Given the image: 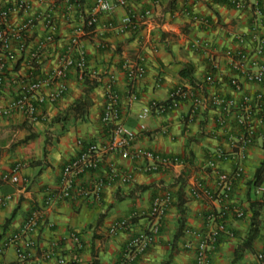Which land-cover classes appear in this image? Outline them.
<instances>
[{
  "label": "crops",
  "instance_id": "1",
  "mask_svg": "<svg viewBox=\"0 0 264 264\" xmlns=\"http://www.w3.org/2000/svg\"><path fill=\"white\" fill-rule=\"evenodd\" d=\"M19 1L0 0V10L16 6ZM29 1L32 4L29 11H13L9 20L17 26L29 16L53 13L58 23L57 35L42 51L37 72L41 78H47L59 66L74 28L92 11L95 0ZM260 1L263 11L260 23L264 27V0ZM146 9H151L153 16L135 33H120L108 27L110 22H121L130 11L139 14ZM253 21L250 9L240 10L204 0H128L127 5H116L111 11L100 14L94 32L80 42L87 60L88 82L71 67L66 92L55 101L39 103L36 118L19 113L0 117V196L9 197L0 205V264L18 262L21 252L26 258L19 264H116L126 255L132 237L149 229L154 221L149 214L153 199L167 191L172 193V205L162 219L159 233L130 264H195V248L187 247L186 241L192 238L197 243V239L180 229L182 217L186 227L203 235L217 229L220 221L225 222L229 232H221L212 248V264H252L264 248V205H255L260 195L253 185L256 170L264 159V127H258L245 150L243 175L237 179L230 199H198L191 194L192 186L198 181L217 191L216 175L208 162L218 150L227 154L219 161L220 168L234 170L232 157L239 153L242 136L237 116L242 113L239 106L243 103L242 93L234 91L227 83L232 74L227 58L222 55L218 69L212 71L209 59L195 52L191 42L208 41L220 53L228 48L251 49L250 43L242 45L230 33L248 34ZM45 33L43 21H38L28 34L30 47L35 48ZM17 46L14 43L15 58L6 65L11 82L6 85L0 106L18 95L30 72L25 64L28 53ZM140 54L146 56V76L130 81L122 70V63ZM262 58L264 61V56ZM183 67H189L192 80L181 74ZM211 72L223 79L208 83L206 77ZM110 73L116 75L121 120L136 133L133 147L178 156L183 162L166 171L148 172L142 169L148 161L139 163L119 153L105 152L99 169L83 171L73 177L72 197L59 198L48 205L46 195L63 186V169L79 155V141L97 142L101 146L109 143V127L102 123L101 117ZM57 84L54 79L42 87L40 94L48 97ZM177 86L196 89L200 95L220 94L234 99L237 105L227 113L210 107L190 115L192 104L185 101L166 114L147 116L145 129H142L138 117L141 109L153 100H168ZM244 88L254 94L264 91V84L245 83ZM220 112L227 116L224 128L216 123ZM254 121L259 126L257 119ZM17 161L27 163L20 173V182H3L1 176ZM111 165L124 171L132 170L134 180L106 183L98 197L94 182L106 177ZM260 185L264 186V182ZM180 203L185 208L183 214L179 210ZM236 206L244 210L243 217L235 216ZM254 208L259 211L258 235L236 259L237 248L247 239ZM36 210L41 212L34 231L16 244L6 245L12 235L21 232ZM133 212L138 216L129 228L116 234L110 232L116 221ZM73 234L80 237V247ZM61 259L65 262H60Z\"/></svg>",
  "mask_w": 264,
  "mask_h": 264
},
{
  "label": "built area",
  "instance_id": "2",
  "mask_svg": "<svg viewBox=\"0 0 264 264\" xmlns=\"http://www.w3.org/2000/svg\"><path fill=\"white\" fill-rule=\"evenodd\" d=\"M40 3H52L54 0H37ZM141 1V0H133ZM216 1L227 4L233 8L244 10L250 9L253 12V24L248 34L233 33L230 34L242 45L250 43L251 49L241 47L239 49L228 48L223 52L215 49L208 41L202 39H195L191 42V48L197 52L204 54L211 63L213 69H218L220 65L221 56L227 58L231 75L227 79V83L234 89V91L242 93V105L239 108L242 113L237 116V125L241 128L242 136L240 138L239 153L233 156L235 167L233 171H226L219 166V161L227 157L226 152L218 150L215 154L209 157V166L212 167L213 173L217 179V191L211 190L205 183L198 181L191 188V194L198 199H211L215 201L227 200L232 197L234 186L244 171L243 160L245 157V150L247 146L252 143L254 136L258 131V127H264V91L250 94L245 91V83H259L264 84V27L260 23L263 16L262 6L260 0H204ZM128 0H95L92 11L84 17L82 24L77 25L72 33L67 49L60 58V64L55 68L51 75L47 78H41L37 74L41 63V53L46 48V45L54 42L58 23L53 13L43 12L34 16H29L20 25L14 26L10 23L9 17L13 11L25 10L29 11L32 4L29 0H20L16 6L6 7L0 10V99L3 98L6 90V85L10 78L6 74V65L10 60L16 56L14 43L22 52H27V59L25 64L30 72L21 87L18 95L11 99L7 104L0 106V117H11L14 114H23L30 118H36L39 112V103L46 100L55 101L60 98L67 90L66 79L71 67L75 68L79 77L82 78L86 72V56L80 49L81 39L92 34L98 22L99 15L111 11L116 5H127ZM187 13L188 10L185 9ZM153 16L151 9H146L142 13H134L130 11L121 22L109 23L108 27L113 28L120 33L130 32L135 33L139 31L142 25ZM196 19V17H194ZM38 21H43L46 27V33L36 47H30L28 42V34L33 30ZM122 70L130 81L142 79L147 73L146 56L140 54L135 58L125 59L122 63ZM57 80L58 84L48 97L40 94L43 86L48 85L53 80ZM223 78L216 77L211 72L206 77L208 83H215L221 81ZM116 75L109 74L108 82L106 84V103L101 117L102 123L109 127L110 139L105 146L99 145L97 142L79 141L80 153L79 155L69 161L63 169V186L55 191H48L45 203L50 205L59 198L72 197L73 177L77 176L83 171H91L99 169L103 163L102 155L105 152L119 153L125 159H131L139 163L148 161L142 166L144 171H166L170 167L180 164L183 160L178 156L161 155L146 148H134L133 143L136 140V133L127 127L121 120L119 101L120 95L115 88ZM190 101L192 109L190 115H194L196 110L206 108H218L224 112H230L237 105L232 98H227L220 94L200 95L196 89L185 86H177L174 88L166 101L153 100L148 105L143 107L139 112L140 126L145 129L144 120L147 116L156 114L163 115L169 111L177 109L182 102ZM257 119L259 126L254 121ZM216 123L219 127L224 128L227 123V116L220 112L216 118ZM27 163L24 161H17L13 164L11 169L1 176L3 182L18 183L20 182V173ZM121 181L122 183H129L134 180V173L132 170L124 171L111 165L110 172L104 178H99L94 182L95 191L98 197L102 188L106 183ZM256 192L264 201V186H256ZM8 196H0V205L8 201ZM172 205V193L167 191L162 196H156L153 199L149 214L154 218L153 223L147 231L142 234L135 235L129 241L128 251L116 264H130V262L153 241L156 234L159 233L162 226V219ZM40 210L33 212L25 222L20 233H15L7 241L8 244H16L22 237H26L33 232L37 226V219ZM235 216L241 218L244 216V210L236 206L234 209ZM137 212L131 213L128 217L116 221L110 228L112 234H116L121 230L130 227V223L137 217ZM210 218L214 219L211 215ZM190 237L197 239L194 243L190 238L186 241V246L195 248L196 258L195 264H212L210 252L216 244L221 232H229L225 222L220 221L217 229L208 234H201L193 229L186 227L184 231ZM78 247H80V237L73 234ZM26 254H19V261L26 258ZM51 254H47L50 257ZM16 263L10 264H19ZM64 263L65 260L61 259ZM252 264H264V248L261 249L257 255L256 260Z\"/></svg>",
  "mask_w": 264,
  "mask_h": 264
},
{
  "label": "trees",
  "instance_id": "3",
  "mask_svg": "<svg viewBox=\"0 0 264 264\" xmlns=\"http://www.w3.org/2000/svg\"><path fill=\"white\" fill-rule=\"evenodd\" d=\"M181 74L184 77H189V79H191V80L193 79V76L190 73L189 67H183L182 70H181ZM86 75L87 74L85 72L81 79L84 80V81H86V82H88V79H87V76ZM96 84H98V83H96ZM263 182H264V159L262 160V162L260 163L259 167L256 170L255 176L253 178V185L254 186H258V185L262 184ZM255 205L262 206V205H264V201H262V199L260 198L259 200H257V202H256ZM179 210H180V212L182 214L185 211V208L182 206L181 203H180V206H179ZM258 216H259V211L256 208H254V212H253V216H252V223H251V227H250L249 232H248L247 239H246V241L242 245H240L237 248V250H236V259L239 258V257H241L240 251L244 247L252 244L253 240L258 235V225H257L258 224L257 223L258 222ZM185 228H186L185 221H184V219L182 217L181 224H180V229H184V231H185ZM177 235L178 234L175 235V239H177ZM219 238H220V236H219ZM219 238H218V240H219Z\"/></svg>",
  "mask_w": 264,
  "mask_h": 264
}]
</instances>
